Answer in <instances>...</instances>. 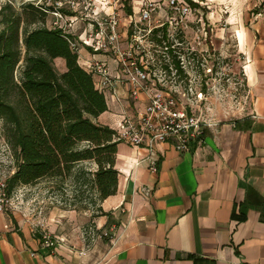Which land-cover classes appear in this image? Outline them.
<instances>
[{
  "label": "crops",
  "instance_id": "obj_1",
  "mask_svg": "<svg viewBox=\"0 0 264 264\" xmlns=\"http://www.w3.org/2000/svg\"><path fill=\"white\" fill-rule=\"evenodd\" d=\"M227 2L238 11L229 21L245 56L249 111L207 129L189 152L161 143L157 171L147 149L120 142L115 195L97 216L60 210L50 226L65 244L46 247L24 218L0 213V264H264V0ZM82 53L85 68L93 56ZM106 98L97 121L113 130L125 108Z\"/></svg>",
  "mask_w": 264,
  "mask_h": 264
},
{
  "label": "trees",
  "instance_id": "obj_2",
  "mask_svg": "<svg viewBox=\"0 0 264 264\" xmlns=\"http://www.w3.org/2000/svg\"><path fill=\"white\" fill-rule=\"evenodd\" d=\"M120 1L131 19L130 0ZM55 12L71 15L47 3L16 7L8 0L0 7V121L17 169L6 180L7 193L11 197L21 185L70 176L76 166L93 162L98 167L93 177L85 179L84 171L78 180L92 183L103 201L117 192L120 142L97 121L109 106L93 73L80 64L73 46L78 37L47 25ZM57 59L65 61L63 71L56 68Z\"/></svg>",
  "mask_w": 264,
  "mask_h": 264
},
{
  "label": "built area",
  "instance_id": "obj_3",
  "mask_svg": "<svg viewBox=\"0 0 264 264\" xmlns=\"http://www.w3.org/2000/svg\"><path fill=\"white\" fill-rule=\"evenodd\" d=\"M164 1L141 0L139 20H134L133 15L130 26L115 10L91 9L89 39L81 37L73 45L80 58L82 48L92 54L93 60L84 64L94 75L95 88L125 108L113 129L115 140L147 149L146 160L153 171L158 167V145L166 143L181 153L189 152L194 143H204L206 130L215 126L199 110L206 101L204 93L195 91L209 86V76L214 70L204 64L207 60L204 47L209 38L206 23L202 17L190 18L200 14L201 7L194 8L186 0ZM93 4L94 0H89V7ZM53 15L61 19L76 16L60 12ZM141 24L146 26L143 36L150 39L151 47L149 51L141 49L142 53L138 54L135 49L140 48L137 30ZM190 26L193 29L197 26L192 37L187 33ZM143 95L146 104L140 111L136 107ZM10 201L6 180L0 181V213H6ZM43 240L44 246L54 247L48 236L44 235Z\"/></svg>",
  "mask_w": 264,
  "mask_h": 264
},
{
  "label": "rangeland",
  "instance_id": "obj_4",
  "mask_svg": "<svg viewBox=\"0 0 264 264\" xmlns=\"http://www.w3.org/2000/svg\"><path fill=\"white\" fill-rule=\"evenodd\" d=\"M7 1L0 0V7ZM195 1L201 7L200 14H194L190 18L202 17L206 23L205 27L209 38L207 45L204 47V49H207V60L204 64L206 63L208 67L214 68L213 73L209 76V86L200 87L195 91H202L206 98V101H203L199 107L204 118L211 120L216 127H220L227 121L236 120L238 117L243 116L251 106L245 72L241 67V64L245 62V56L240 55L238 52L237 39L233 35L236 25L233 26L230 23V18L235 17L238 11H235L236 9L231 10L232 5H228L227 0ZM11 2L16 7L23 3H47L60 9L63 8L71 14H76L73 19H70L69 16L61 19L52 14L48 17L47 25L50 27H64L70 34L78 37V40L81 37L89 39L91 9L101 11V8L104 7L107 11L115 10L116 13L122 15V21L130 26V18L127 15L126 8H124L123 2L119 0H94L91 7H89V0H11ZM161 3H165V1L163 0ZM140 5L141 0H130V6L134 11L133 19L136 21L139 20ZM161 6L167 8L164 5ZM192 26L187 30V33L189 32L188 37H192V32L197 31V26H194V29ZM145 28V24H141L139 30H137L140 48L135 50L138 54H141L143 50L149 51L151 47L149 45L150 39L143 36L145 34L143 29ZM191 41L194 43L193 40ZM80 55L84 60L83 53ZM55 65L59 71L64 70L62 61L55 62ZM217 72L220 73V76ZM220 77L221 81H219ZM184 101L187 103V100L184 99ZM186 106L190 108L188 103ZM2 128L3 123L0 121V181H5L17 169L15 153L7 143L6 138H4ZM97 169L98 167L93 162H84L76 166L70 176L44 178L34 185H21L11 195V201L7 205L6 212L16 213L21 220L24 218L25 223L29 224L35 233H39L42 237L44 235L48 236L53 242V246H57L59 243L65 244L66 241L51 232L50 226L59 217L60 210L74 211L81 218L84 216L90 217V215L91 217L97 216L101 203L97 188L92 183H83V180H78V177L82 176L84 171L87 173L85 179H88L87 177L92 178ZM86 229L88 230L85 231V235L90 232L88 227ZM72 248L75 249V246H72Z\"/></svg>",
  "mask_w": 264,
  "mask_h": 264
}]
</instances>
